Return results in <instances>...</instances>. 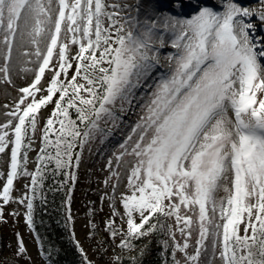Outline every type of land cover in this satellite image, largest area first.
<instances>
[{"label":"snow or ice","instance_id":"1","mask_svg":"<svg viewBox=\"0 0 264 264\" xmlns=\"http://www.w3.org/2000/svg\"><path fill=\"white\" fill-rule=\"evenodd\" d=\"M184 8V0L167 11L150 0H0V80L14 85L17 66L32 74L0 122V153L10 149L8 169L0 171V221L3 205L16 202L36 231L34 202L38 191L44 199L49 173L64 177L58 183L73 220L68 185L78 179L85 149L120 129L126 135L107 157L104 177L111 195L101 197L111 201L105 228L112 242L100 237L98 258L112 244L132 252L134 241L160 234L164 264H264V34L253 22H264V0L258 8L242 0ZM166 41L175 51L158 70ZM22 175L31 183L20 191L14 180ZM89 224L93 240L97 225ZM15 236V259L5 264L32 259L23 235ZM37 240L50 259L52 247ZM150 243L129 256L131 264H142ZM75 244L80 264H97ZM108 264H125L122 252L112 248Z\"/></svg>","mask_w":264,"mask_h":264},{"label":"rangeland","instance_id":"2","mask_svg":"<svg viewBox=\"0 0 264 264\" xmlns=\"http://www.w3.org/2000/svg\"><path fill=\"white\" fill-rule=\"evenodd\" d=\"M134 0H106V3L111 5H123V4H135ZM193 4H190L188 1H184L185 8L182 10L185 13L191 11L193 5L197 0H191ZM211 3L212 0H209ZM176 0H170L169 6L166 8L159 7L161 11H167L171 8H174ZM242 3L245 6L251 8H258L260 0H242ZM110 11L118 12V8H109ZM124 12L130 11L129 9H123ZM253 22L257 24V33L264 34V22H261L258 17L253 18ZM163 30V29H161ZM170 51H175L174 47L170 42H167L160 48V56L162 59V64L159 66L158 70H163L164 65L167 63V53ZM47 75V70H46ZM15 84H7L3 80H0V122L4 120V113L9 109L5 106H11L14 99L19 95L18 89L30 82L32 74L24 73L21 71L20 67L13 72ZM27 76V79H25ZM52 105L49 104L42 108V112L45 117L50 113ZM135 116L133 113H126L125 120L132 121ZM39 135V133H38ZM123 135H126L122 130H116L111 136H109L103 143L97 141L94 145L91 146V152L86 148L84 151V158L78 169V179L75 181L74 185L71 184L72 188V199H71V214L74 217L71 220L72 231L75 232L76 239L84 245L85 249L88 251L90 256L91 252V240L87 236V232L91 230L89 220H94L95 223L99 222L97 228L101 231V223H104L108 218L112 216L111 212V201L105 197L104 200H101V197L104 196V193L107 192L111 195V188H107L104 185V177L107 174V157L112 154V152L117 148L119 143L122 141ZM38 147L32 149L29 152L30 162L28 164L29 169L35 168V157L38 151ZM10 158V149L6 153H0V171L6 173L8 169V160ZM75 170V169H74ZM6 177L0 176V190H2V185L5 182ZM31 178L27 175L18 176L14 180L15 189L23 191L25 184H30ZM125 184L120 185V190L124 191ZM19 191H14V195H18ZM2 199V198H0ZM91 202V203H89ZM121 211H123L122 204L117 202ZM4 206L3 215L6 217L5 221H0V264H5V262H11L15 259L12 255L16 248L17 238L15 233L19 231L25 240V243L28 248V254L31 256V261L21 260L20 264H48L46 257L39 251L38 240L35 237L32 229L27 225L26 220L23 216V210L25 209L24 205H19L16 202H9ZM19 209L21 210L19 216H13L12 210ZM89 209H93V214L89 215ZM115 219H118L120 222V217L116 216ZM174 219V218H173ZM172 222V221H169ZM126 226V222H125ZM100 233L96 236L95 239H99ZM177 238H180V233L177 232ZM168 239V238H167ZM182 255V254H181ZM106 262H99L97 264H108Z\"/></svg>","mask_w":264,"mask_h":264},{"label":"trees","instance_id":"3","mask_svg":"<svg viewBox=\"0 0 264 264\" xmlns=\"http://www.w3.org/2000/svg\"><path fill=\"white\" fill-rule=\"evenodd\" d=\"M61 179H64V177L59 174L56 177H52L49 173L44 181L42 189L43 200L41 199V192H37L36 200L34 202L36 231H32L36 238L37 234L42 237V243L45 249L49 246L52 247L50 259L46 258L48 264H80L82 254L79 252L75 244V240H77L76 237L73 238L72 223L67 220V193L58 183ZM68 186L71 188V184ZM115 221L117 224L121 223L118 219H115ZM105 222L101 223V231L97 228V233H100L99 239L101 236H104L107 237L108 242L111 243L112 238L105 228ZM96 225L98 226L99 222L96 223ZM167 238V235L163 236V239ZM159 239L160 234H153L134 241L137 243L138 248L132 250V252L122 251L117 244H112V247L108 249V252L103 259L97 257L94 247L98 240L93 239L91 240L92 253H90L89 258L105 263V260H108V257L112 255V248H115L117 252H122L125 264H131L129 256L135 255L139 251V246L151 241L147 252L141 258L142 264H164L163 245L158 242ZM40 245L41 241L38 240L39 248ZM167 258L169 261L171 260L170 249Z\"/></svg>","mask_w":264,"mask_h":264},{"label":"bare ground","instance_id":"4","mask_svg":"<svg viewBox=\"0 0 264 264\" xmlns=\"http://www.w3.org/2000/svg\"><path fill=\"white\" fill-rule=\"evenodd\" d=\"M184 1H188L190 4H193V1H191V0H184ZM133 2L136 3V0H134ZM169 2H170V0H150V3L155 4L158 8L160 6L162 8H166L167 6H169ZM174 5H175V3H174Z\"/></svg>","mask_w":264,"mask_h":264}]
</instances>
